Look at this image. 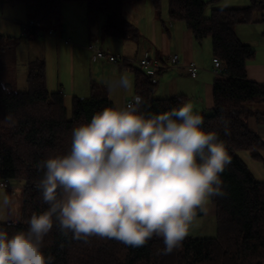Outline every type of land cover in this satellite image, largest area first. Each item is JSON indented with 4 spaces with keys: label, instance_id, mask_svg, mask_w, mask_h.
I'll use <instances>...</instances> for the list:
<instances>
[{
    "label": "trees",
    "instance_id": "1",
    "mask_svg": "<svg viewBox=\"0 0 264 264\" xmlns=\"http://www.w3.org/2000/svg\"><path fill=\"white\" fill-rule=\"evenodd\" d=\"M127 1L146 0H2V4L24 5L30 27L60 30L63 6L82 3L87 7L89 28L104 17L103 36L138 42L139 30L123 17ZM208 4L206 0H168L170 20L184 22L197 41L210 38L213 58H219L225 66L226 77L214 83L212 112L200 113L202 127L218 134L231 157L221 174L226 195L212 200L217 235L187 236L179 248L165 254L160 238L153 237L135 248L115 239L92 237L85 242L74 239L71 232L65 234L54 223L44 248L45 254L53 257L52 264H264V181L255 177L240 155L248 153L264 165V140L248 126L251 117L264 123V111L259 108L264 104V84L248 79L247 68L256 51L242 43L235 32L237 26L252 23L253 14L264 7L252 0L249 8L217 9L207 18ZM153 5L159 9L160 0H154ZM12 39L0 34V55L10 49ZM129 68L135 76V95L146 102L142 109L145 112L159 114L188 101L186 96L155 98L157 84H152L139 68ZM112 106L116 105L107 88L93 82L89 97L73 98L69 114L64 95L49 91L45 62L39 59L29 63L27 91H11L0 82V181L20 183L23 198L21 220L0 223V229L10 235L26 230L32 214L46 210L36 187L43 175L41 162L49 156L66 154L72 129Z\"/></svg>",
    "mask_w": 264,
    "mask_h": 264
},
{
    "label": "clouds",
    "instance_id": "2",
    "mask_svg": "<svg viewBox=\"0 0 264 264\" xmlns=\"http://www.w3.org/2000/svg\"><path fill=\"white\" fill-rule=\"evenodd\" d=\"M106 83L109 92L133 88L126 73ZM145 103L134 95L96 112L72 129L66 154L41 162L36 187L47 208L32 214L26 230L0 229V264H52L44 248L54 223L85 242L135 248L156 237L165 254L182 245L198 214L207 216L213 198L226 195L221 174L231 157L190 102L159 114L142 110ZM2 203H11L6 194Z\"/></svg>",
    "mask_w": 264,
    "mask_h": 264
},
{
    "label": "crops",
    "instance_id": "3",
    "mask_svg": "<svg viewBox=\"0 0 264 264\" xmlns=\"http://www.w3.org/2000/svg\"><path fill=\"white\" fill-rule=\"evenodd\" d=\"M206 1L210 3L218 0ZM68 4H70L68 5L70 7L67 8L70 9H66V16L63 17V27L58 32L62 38L69 39L72 45H66L63 41L50 37L49 41L43 46L44 52L48 50L47 45L50 46V52H52L55 51L54 47L57 45L58 50L56 52L58 56L60 54L59 60H56L54 56V75H51L48 66L46 69L49 91L62 92L65 101L69 100L68 103L72 104L74 97H87L89 95L93 80L98 81L100 85L105 86L108 90L106 82L118 79L121 73H126L134 83L133 95H135V76L129 67L126 71H123L117 64L107 61H94L92 59L91 53L84 47L87 37L85 8L76 7L78 3ZM220 4L216 5L219 7L218 9H246L251 7L252 0H224ZM143 7H146V13L141 15V8ZM68 10L78 12L79 15H82L83 12L84 16L83 18L81 16L79 24H76L75 18L71 17ZM25 12L28 21L27 9H25ZM123 17L139 30L141 35L140 40L138 42H131L112 36H104L109 38V40L104 42V38V46L100 48L112 54L135 60L140 58L144 53H149L159 63L167 66L169 57L177 55L181 66L179 68L167 69L161 73L157 84V86L159 85L157 91L158 97L169 99L175 96H186L188 98L187 102H190L194 110L199 114L211 113L214 106L213 88L217 79L212 73V42L208 43V41H204L205 39L197 41L184 22H172L169 18L168 0H161L159 9L154 8L153 0H146L143 3L127 1L124 4ZM96 26L95 40L99 41V36H103V33L102 28L100 29V23ZM235 32L242 43L253 48L255 45L258 47V51L254 48L256 55L249 63L247 73L250 81L264 84V46L260 47V42L264 43V15L254 13L253 22L237 26ZM29 36L30 34L26 36L22 35V38H28ZM43 39L45 38L39 41ZM91 41L90 39L89 44ZM37 43L40 42L37 41ZM60 46L63 48L61 53ZM191 62L196 63L200 69L196 78H192L186 70V66ZM62 65H66L67 67L63 68ZM67 92L69 98H67ZM108 94L115 105L123 106L125 102L132 99L129 98L130 94L123 90L114 92H109L108 90ZM248 126L264 140V123L259 122L255 117H251L248 119ZM210 212L214 213L216 217V206L213 203H211Z\"/></svg>",
    "mask_w": 264,
    "mask_h": 264
},
{
    "label": "rangeland",
    "instance_id": "4",
    "mask_svg": "<svg viewBox=\"0 0 264 264\" xmlns=\"http://www.w3.org/2000/svg\"><path fill=\"white\" fill-rule=\"evenodd\" d=\"M154 1V0H153ZM224 2V0H218L216 2H210L206 7V16L209 18L211 16L212 10L218 9L216 5H221L220 3ZM161 4V0H160ZM70 4H65L62 8V27H63V17L66 16V9H70L67 7ZM76 7H84L85 8V20L87 15V7L85 4L78 3L76 4ZM83 8V9H84ZM25 6L24 5H3L2 0H0V34L7 35V36H13L11 42L13 43L12 46H10V49L6 50L5 52L1 53L0 55V82L3 83L9 90L15 91V92H25L28 90V74H29V63L33 60H44L45 62V71H46V77H47V66L48 70H50L51 75H54V56L56 60H59V56L57 55L56 50L57 45H55L54 49L55 51L50 52V46L47 45V52H44V44L49 41L50 37H43L45 39L39 41L42 38H31L30 35L28 38H22L23 33V26L28 25L26 12H25ZM146 7L141 8V15L145 14ZM71 17L75 18L76 24H79V21L81 20V16L83 18L84 14L82 12V15H79L78 12H71L68 10ZM161 12V10H160ZM255 13H261L264 15V9L260 8ZM104 17H101L100 19V29L102 28V25L104 24ZM99 25V24H97ZM86 29H87V37H86V45L84 46L87 48L89 45V40L91 39V43L97 44L99 47L102 48L104 46V42H107L109 38H106L104 36H99V41L95 40V29H97V26L89 29L86 21ZM65 28H67L65 26ZM55 31H59V28L54 29ZM89 31V32H88ZM15 37V38H14ZM105 38V40H104ZM35 39V40H32ZM47 39V40H46ZM104 40V42H103ZM14 41V42H13ZM35 41V42H34ZM40 42V43H37ZM204 41H208V43H211V39L207 38ZM19 42V43H18ZM259 42V41H258ZM75 44V43H74ZM254 46V45H253ZM264 43L262 44L260 42V47H263ZM254 48L258 51V47L255 45ZM62 46H60V53L62 51ZM46 50V49H45ZM103 50V49H102ZM105 51V50H104ZM108 52V51H105ZM89 53V52H88ZM110 53V52H109ZM90 54V53H89ZM88 54V55H89ZM112 54V53H111ZM82 55H84L82 53ZM117 55V54H112ZM91 56V55H90ZM140 58L136 60H140ZM47 62V64H46ZM63 68L67 67L66 65H62ZM136 67V66H134ZM138 68V67H136ZM97 84L98 81H92ZM50 83V81H49ZM158 86H156V92H155V98L157 99H165L159 98L157 91ZM51 90V89H50ZM128 94H130L129 98H132L134 96V83L133 88L127 91ZM67 98H69L68 92H67ZM90 96V93L87 97ZM79 98H86L83 96H77ZM66 98V99H67ZM73 100V99H72ZM69 100H66V105L69 110V114H71V103H68ZM259 108L261 110H264V104H260ZM210 114V113H209ZM243 158V160L250 166L251 171L255 175V177L258 180L264 179V165L254 161L250 158L248 153H242L240 154ZM11 184L13 187H19L15 190V192H7L4 190H0V223H18L21 220V210H22V189L21 184L17 181H11ZM7 195L11 201L10 205L3 206V197L4 195ZM212 203V201H211ZM217 235V225H216V217L214 213H209L207 216L203 215L201 217H197V220L193 224V226L190 229L189 235L193 238H212Z\"/></svg>",
    "mask_w": 264,
    "mask_h": 264
},
{
    "label": "built area",
    "instance_id": "5",
    "mask_svg": "<svg viewBox=\"0 0 264 264\" xmlns=\"http://www.w3.org/2000/svg\"><path fill=\"white\" fill-rule=\"evenodd\" d=\"M264 7V0H257ZM32 35L35 38H43V37H53L63 41L66 45H72V42L69 39L62 38L58 31L54 29L44 30L42 28H33L29 25L23 26L22 35ZM87 51H89L92 55V59L94 61H107L109 63L119 65L123 71H126L128 67L136 66L141 71H143L149 78L150 82L154 85L158 84L159 77L161 73L167 69L179 68L181 66L180 59L177 55H173L168 59V66L159 63L154 57H152L149 53H144L141 56V59H129L127 57L121 55H112L109 52H105L102 50L97 44L90 43L87 46ZM212 73L216 78L226 77L225 74V66L219 58L212 59ZM186 70L190 74L192 78H196L199 73V67L196 63L191 62L186 66ZM62 93V92H60ZM129 101L125 102L128 103ZM0 184H3L5 187L0 190L15 192L19 187H13L11 181L1 180Z\"/></svg>",
    "mask_w": 264,
    "mask_h": 264
}]
</instances>
